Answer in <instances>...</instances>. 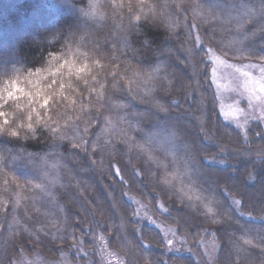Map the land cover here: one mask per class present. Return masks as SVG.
Segmentation results:
<instances>
[{"label": "trees", "instance_id": "trees-1", "mask_svg": "<svg viewBox=\"0 0 264 264\" xmlns=\"http://www.w3.org/2000/svg\"><path fill=\"white\" fill-rule=\"evenodd\" d=\"M1 1L0 34L39 9L59 32L0 56V264L63 251L98 264L101 237L125 264H199L168 253L129 197L204 264L212 234L216 264H264V125L224 120L206 49L264 62V0H17L14 14Z\"/></svg>", "mask_w": 264, "mask_h": 264}, {"label": "rangeland", "instance_id": "rangeland-1", "mask_svg": "<svg viewBox=\"0 0 264 264\" xmlns=\"http://www.w3.org/2000/svg\"><path fill=\"white\" fill-rule=\"evenodd\" d=\"M1 2L5 3L4 9H8L11 14L15 13L12 12V8L8 7V5H16L17 0H13L12 3L8 0H2ZM59 6L69 5L61 2ZM216 10L218 9L213 8V13L216 14ZM3 14V8L0 7V15ZM66 15L70 17V19H73L71 17H74V12L68 9ZM80 17L83 19L80 18V20H78L77 25L75 26L76 31L68 34L67 40L72 42L73 46L80 41V33L83 30L90 32L89 27L85 24L90 20L88 19L87 14L83 12ZM58 25L59 21L55 10L42 11L39 9L36 14L30 18L28 24L20 22L13 32L5 33L4 35L0 34V56L3 58L10 56L16 62L18 60L17 56L11 54V49L13 48L15 50V46L21 41L22 37L29 33H39L42 30L53 33V36L57 37L56 33L59 32ZM86 40H88L87 37ZM206 49L208 52V60L211 63V82L217 96V105L224 120L234 125L242 135H246L247 129L253 123L264 125V91L261 90L262 87H264V62H233L221 56L211 47H207ZM177 155L180 156L178 159L182 160V152ZM192 176L198 178L195 173H193ZM129 200L134 204L136 218L157 227L162 232L167 242L166 251L168 253L188 254L192 256L194 261L196 259L199 264H204L202 263L200 256L190 248V242H186L185 238L178 234L174 227L168 225L160 217L156 216L152 210L139 199L129 197ZM211 236L212 237L209 238L205 237L201 241L202 254L204 253L203 256H205L207 264H216L215 256L217 242L214 235L212 234ZM169 241H171V244L168 243ZM98 243V264H125L124 259L116 252L110 250L102 237L99 238ZM88 252H85V254ZM203 256L201 255V257ZM93 263L94 259L91 258H88L83 262L73 260L70 257V251H63L58 258H47L39 252H35L32 255L22 253L13 260V264ZM136 264L140 263L138 262Z\"/></svg>", "mask_w": 264, "mask_h": 264}, {"label": "snow or ice", "instance_id": "snow-or-ice-1", "mask_svg": "<svg viewBox=\"0 0 264 264\" xmlns=\"http://www.w3.org/2000/svg\"><path fill=\"white\" fill-rule=\"evenodd\" d=\"M261 90L264 91V87H262ZM46 104H47V101H45V105H46ZM0 115H2V113H0ZM4 123L7 124L8 121L5 120ZM29 127H31V126H29ZM4 131H5V129H4L3 127H0V135H2V134L4 133ZM10 135L13 136V137H16V136H18L19 134H18V132H16V131H11V132H10ZM37 187H39V185H37ZM161 207H162V206H161ZM207 210H208V212H212V211H213V209L210 208V207H209ZM168 243L171 244V241H169Z\"/></svg>", "mask_w": 264, "mask_h": 264}]
</instances>
